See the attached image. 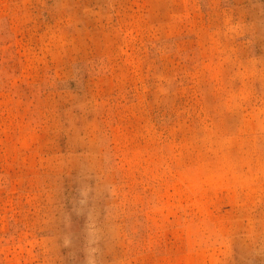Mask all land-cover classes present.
Here are the masks:
<instances>
[{
  "label": "rangeland",
  "instance_id": "obj_1",
  "mask_svg": "<svg viewBox=\"0 0 264 264\" xmlns=\"http://www.w3.org/2000/svg\"><path fill=\"white\" fill-rule=\"evenodd\" d=\"M0 264H264V0H0Z\"/></svg>",
  "mask_w": 264,
  "mask_h": 264
}]
</instances>
